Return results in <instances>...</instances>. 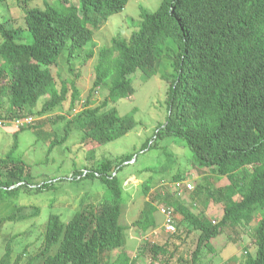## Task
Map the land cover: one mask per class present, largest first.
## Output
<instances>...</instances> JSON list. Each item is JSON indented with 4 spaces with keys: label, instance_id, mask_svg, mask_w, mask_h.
Returning a JSON list of instances; mask_svg holds the SVG:
<instances>
[{
    "label": "trees",
    "instance_id": "obj_1",
    "mask_svg": "<svg viewBox=\"0 0 264 264\" xmlns=\"http://www.w3.org/2000/svg\"><path fill=\"white\" fill-rule=\"evenodd\" d=\"M16 1L24 4L26 28L23 31L0 23V121L6 113L10 121L42 116L65 103L69 95L73 109L81 91L74 85L69 88L65 81L58 87L51 67L65 51L70 62L79 48L93 40L94 32L122 12L130 0H77V5L61 0L60 6L44 0L43 9L28 8V0ZM140 18L128 41L113 40L111 46L100 50L90 95L74 120L66 124L64 135L51 141L49 152L68 140L73 123L85 130V138L95 142L90 150L132 131L135 109L119 116L115 107L108 106L135 93L132 75L138 70L148 78L155 76L158 61L169 58L165 52L173 41L177 75L169 84L166 123L157 128L155 140L176 137L185 141L201 168L218 170L226 178L227 203L217 223L203 221L178 202L192 191L186 189L192 184L174 175L169 186L174 199L166 195L163 203L175 231L167 233L162 227L158 234L168 238L178 234L173 206L198 232L191 264H199L204 251L215 255L212 240L227 226L254 222L256 251L246 255L244 264H264V0H161L154 12L140 6ZM99 88L108 94L101 105L93 107L90 97ZM45 96L48 99L41 110L33 112ZM14 137L11 151L0 160V168L9 165L7 171L20 164L14 156L17 134ZM8 174L0 188L12 191L19 182ZM94 175L99 173L75 172L73 179ZM104 181L111 199L89 209L94 211L93 221L84 216L88 206L67 223L50 215L44 248L26 264H132L124 249L126 227L119 223L122 189L116 176ZM176 183L184 184L181 195H176ZM148 188L144 186L147 194ZM236 196L239 201L234 200ZM0 198H4L2 193ZM156 210L147 202L133 226L142 232L155 229ZM16 218L14 212L1 218L0 225ZM11 242L0 264H20L22 254L12 262ZM56 244L58 251L51 255ZM151 249L163 252L156 245ZM114 252L118 256L112 259Z\"/></svg>",
    "mask_w": 264,
    "mask_h": 264
},
{
    "label": "rangeland",
    "instance_id": "obj_2",
    "mask_svg": "<svg viewBox=\"0 0 264 264\" xmlns=\"http://www.w3.org/2000/svg\"><path fill=\"white\" fill-rule=\"evenodd\" d=\"M60 6L61 0H48ZM22 2V0H21ZM161 0H130L122 12L109 18L103 26L94 32V38L79 48L70 62L65 51L51 71L60 87L65 81L70 88L75 86L81 96L75 107L67 101L42 116H32L31 126L18 129L9 114H5L0 124V160L11 151L17 134L18 149L15 157L20 160L19 167L4 170L0 168V185L6 183V176L12 173L15 182H19L12 191L0 188L4 198H0V219L16 212V221H7L0 225V258L5 254L7 243L12 239L13 259L22 254L20 264L38 254L44 248V234L49 216L58 215L63 223L69 222L84 206L90 219L94 218L93 206L102 200L111 199V191L104 179L116 176L122 189V213L119 218L125 230V251L132 264H191V257L197 246L198 232L170 206L176 217L178 234L168 238L160 232L165 218L161 209L166 207L164 197H174L169 186L172 177L180 175L181 180L192 184V191L186 192L178 202L210 224L217 223L223 216L227 200L225 190L228 181L218 170L203 169L195 161L185 141L176 137L155 140L157 128L166 123L168 116L167 99L169 84L177 75L175 57L177 46L169 41L166 54L157 63V74L148 78L141 70L132 75L135 93L110 103L119 116H125L135 109L133 114L136 127L124 137L106 143L97 148L92 139L85 138V130L76 123L71 125L68 140L57 145L49 152L50 143L55 137H62L65 126L82 110L90 95L95 80V66L99 52L103 47L112 45L113 40L128 41L141 22L140 6L148 12H154ZM69 4H78L69 0ZM24 6L23 3H21ZM16 0L0 2V23L8 28H21L25 31L23 11ZM28 8H44V0H28ZM1 43V38H0ZM107 90L99 88L91 95L93 107L101 105L107 97ZM48 96L42 97L33 112L41 110ZM149 142V144H147ZM98 172L93 177L74 180L75 172ZM148 186V194L144 191ZM174 199V198H173ZM239 201L238 196L234 197ZM157 208L154 213L157 226L147 232L133 226L146 203ZM92 206V207H91ZM254 225L239 224L227 226L212 240L215 251H204L199 264H244L247 254L256 251L254 243ZM159 246L163 252L157 253L151 247ZM59 244L52 247L54 255ZM118 252L111 254L115 259ZM36 264H42V261Z\"/></svg>",
    "mask_w": 264,
    "mask_h": 264
},
{
    "label": "built area",
    "instance_id": "obj_3",
    "mask_svg": "<svg viewBox=\"0 0 264 264\" xmlns=\"http://www.w3.org/2000/svg\"><path fill=\"white\" fill-rule=\"evenodd\" d=\"M33 122V118L32 117H28V118H23V119H19L14 121V125L16 128L21 129L24 128L26 126L31 125ZM4 122L0 121V124H2ZM79 179V178H78ZM184 184L183 183H176L175 187H176V195H181L183 189H184ZM186 189L187 190H192L193 187L190 184L186 185ZM161 213L163 214L164 218H165V222L163 224V230L167 233L169 232H173L175 231V228L173 226V222L171 220V214L170 212L167 210V208H162L161 209ZM154 235H158V232H154Z\"/></svg>",
    "mask_w": 264,
    "mask_h": 264
}]
</instances>
